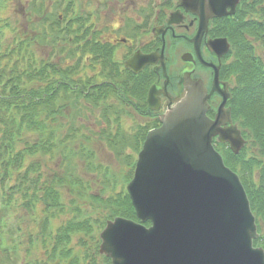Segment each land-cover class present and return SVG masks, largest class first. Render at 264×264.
Returning <instances> with one entry per match:
<instances>
[{
    "label": "trees",
    "instance_id": "trees-1",
    "mask_svg": "<svg viewBox=\"0 0 264 264\" xmlns=\"http://www.w3.org/2000/svg\"><path fill=\"white\" fill-rule=\"evenodd\" d=\"M1 4L0 2V6ZM57 6L59 8L60 5ZM40 10L34 11L40 15ZM57 10L58 12L48 16L49 18L45 17L40 40L52 48L51 54L54 51L59 52L58 58L67 52L66 58L58 59L52 64L46 61L40 64L36 55H28L25 48L27 45L22 41L21 46L17 43V48L8 52L6 57L12 58L11 60L7 58L10 64H2L6 57L0 59V127L3 126L0 139V264L20 262L16 244L12 245V248L15 250L17 261H12L10 249H2L6 242L5 237L9 238L11 235L14 238L15 225L10 216L13 215L12 207H18V201L23 202L20 206L33 218L36 201L44 203L45 218H42L40 233L49 238L53 235L51 230L54 228V219L58 217L54 210L60 207L59 187L55 185L54 180L53 183L45 181L46 178L38 170L41 167L39 162L27 165V160L47 155L66 160L68 154L75 152L72 147L79 143L78 136L71 131H68L67 135L60 132L62 127L57 128L56 124L59 117L63 116L66 106L70 103L78 104L81 99L86 101L88 98L96 102V105L101 102L107 103L110 96L116 95L115 86L125 90L124 86L128 84L130 91L134 90V86L136 88V76L130 74L129 78L120 80L119 68L114 65L111 73L116 77L108 78V83L93 86L88 90L89 77L85 81L83 78L78 79L83 76H75L83 61V53L79 54V47L75 51H68L78 42L79 33L83 28L79 27L78 20L70 21L66 13L62 16L59 14L60 10ZM242 13V17L236 19L233 28L227 29V34L234 43L236 55L238 85L233 102L234 117L249 143L238 156L227 146L218 145V149L225 164L239 175L245 187L260 233L255 245L264 249V57L258 54L256 46L264 45V0H252L251 6L243 7ZM46 22L51 24L49 26L51 35L48 36ZM97 45L101 46L100 43ZM99 46L96 48L100 49ZM97 49L96 51L101 52ZM106 60L112 62L111 58H106L103 62L106 63ZM73 61L76 62L75 66L72 65ZM144 140V136L141 141L133 139L136 154L140 152ZM108 142L111 146L110 141ZM123 142L126 144L125 140ZM19 143H23L24 147L18 150ZM64 146H66L64 152H61L60 148ZM81 148L86 151L83 146ZM124 148L126 147L116 149L115 154L119 152L118 155L121 156ZM134 168L133 164L129 179L133 176ZM12 182L13 185H10ZM106 190L105 187L102 195L90 196L94 205L93 212L95 215L101 214L102 220L99 219L98 224L94 223V217L86 214L80 220L76 219L62 226L58 235L52 237L53 243L46 251L47 261L43 260L41 263L47 264L51 260L61 264V260L68 259L70 257L68 247L72 236L77 232L84 231L92 235L96 231L95 225L105 227L107 221L117 217L139 222L126 193L105 196L103 192ZM146 226H150V223H146ZM30 241L33 247L32 239ZM105 260L106 264H111L109 259ZM25 261L26 259L23 261L21 258V264H25Z\"/></svg>",
    "mask_w": 264,
    "mask_h": 264
},
{
    "label": "water",
    "instance_id": "water-1",
    "mask_svg": "<svg viewBox=\"0 0 264 264\" xmlns=\"http://www.w3.org/2000/svg\"><path fill=\"white\" fill-rule=\"evenodd\" d=\"M240 1L181 0V5L202 16V36L212 18L235 14ZM209 47L220 56L229 51L226 39ZM148 64H155L153 57L137 54L125 67L138 75ZM214 69L210 92L186 74L181 95L160 115L161 127L149 132L127 187L141 223L117 218L100 235L99 253L112 264H264V249L254 247L259 235L245 188L214 146L217 138L236 155L246 146L226 108L232 96L221 88L220 69ZM155 90L147 102L158 112ZM215 93L223 101L211 119L209 100Z\"/></svg>",
    "mask_w": 264,
    "mask_h": 264
},
{
    "label": "rangeland",
    "instance_id": "rangeland-1",
    "mask_svg": "<svg viewBox=\"0 0 264 264\" xmlns=\"http://www.w3.org/2000/svg\"><path fill=\"white\" fill-rule=\"evenodd\" d=\"M57 1L58 0H0L2 3L0 6V59L6 57L9 51L17 48L18 45L16 46V42L21 46L22 41H25L27 45L25 48L28 50V55H36L38 63L41 64L46 61L52 64L56 62L50 58L52 48L44 45L40 40V36L42 35L44 17L52 16V14L58 12L57 9H61L60 13L64 12V9H66L64 5L58 8L57 5H60L62 2L57 3ZM41 7H43L44 12H46V16L45 14L41 16L39 13L35 12H39ZM68 7L74 10L75 16L79 20H84V24H81L83 30L79 33L78 43L76 44L83 47L82 49L85 52L92 50L91 45L89 46L87 43L88 36L96 33L93 34L94 38L95 36L101 38L102 35L97 34H101L102 32L105 35V33L109 32L107 30L113 27L114 35H119V19L121 17L123 18V16H129V13L133 11V6L130 7L126 4L112 5V7H114L113 12H105L102 18L99 15L98 19L93 24L97 25V27L90 28L88 31V29H84L87 27V19H89L86 18V14L94 12L98 14V11L103 9L101 0H70V2L68 1ZM118 13L119 15H117ZM46 35H51L50 28H46ZM29 40L34 41L29 42ZM256 46L258 54L264 57V45L256 44ZM119 47L120 45H112V47L111 45L107 46L108 56L111 54V64L113 65H121L127 59L124 55V50H120ZM84 51L83 53H85ZM106 55L105 48L102 53L103 57L101 56V58L91 53V57L93 58L90 61L86 60V63L88 62L87 67L82 70L80 69L77 74L79 76L82 74L81 76L83 77H79L78 79H86L87 74L88 76L90 74L92 77L100 74L102 79H107L106 76L108 74L105 73V67H107L108 61L106 60L105 64L102 63L103 60L106 59ZM7 58H10V60L12 59L9 56L6 57L5 60H2L3 65L10 64ZM72 65L75 66L76 62L73 61ZM109 67H111V65ZM122 75L121 77L124 79L130 77L125 73V70L122 71ZM112 77H114V73L108 76L110 79ZM79 86L81 85L79 84ZM124 87L126 91L123 90L125 92L123 94L124 96H128V100H125L127 102L125 105L121 104L122 108H119V110L116 109L114 111L113 109L117 103H119L118 99H116V97L114 99L113 95L109 97L112 101L103 103V106L99 107H97L96 102H92L89 98L86 101L81 99L78 104L70 103L66 106L63 116H60L56 123L58 125L57 128L62 127L60 132H65L66 135L68 131L74 132L79 140V143L72 147L75 152L68 154L66 160L58 156H56L55 159L49 155L42 158H30L27 160V165L39 162L41 167L38 170H40V173L46 178L45 181L53 183L54 180L55 185L59 187L58 190L61 196L59 203L60 207L54 210L58 217L54 219V228L51 230L53 234L52 237L58 235V231L62 226L73 220H80L82 216L86 214H88V216H93L94 223L96 222L98 224L99 219L102 220L103 216L99 213L95 215L93 212L94 205L93 201L90 200V196L102 195L105 186H107V190L103 192L105 196H119L121 193L127 192L126 188L130 180L131 167L138 157L135 151L136 149L133 148L135 146H133L132 141L136 138V134L139 132L140 128L145 125L147 126L148 123L143 119L138 120L136 117L135 86L133 91L129 90L130 86L128 84ZM140 103L143 105V108H145V98H141ZM111 112L114 114L116 112V117L114 114L112 116L116 122L115 128L114 126L111 128L113 123L110 120V116H108ZM106 114L108 117H106ZM1 127L3 129L2 125ZM1 127L0 139L2 138ZM122 136H124L126 144H129L127 146L124 142H121L122 147H126L124 148L125 151L129 152V158L132 157L130 160L125 158L126 155L122 157L119 156V152L115 154V151L112 150L108 142L110 141V143H113L115 147H120L121 143L119 145V141L120 138L122 140ZM82 146L86 148V151L81 148ZM20 147H24L23 143L17 145L18 150ZM65 147L66 146L60 148V151L64 152L63 150ZM248 154L250 155L251 153L249 152ZM68 169L70 170L68 171ZM255 178L256 180L258 179L257 172ZM113 189H115V192H113ZM80 195L82 196L79 197ZM22 203L23 202L20 200L19 204L21 205ZM20 205L16 208L12 207L13 215L10 216V220L15 225L13 227L15 233L14 238L9 235V242L13 246L16 244V251L19 254L20 262L22 258L23 261L26 259L24 262L25 264H44L41 263V261H47L46 251L53 243L52 237H45L40 233L42 218H45V205L42 202L36 201L34 215L37 213V218H33L32 215L27 214L25 209ZM94 228L96 231L92 235L80 231L72 236L71 244L68 247L70 257L61 260V264H106L105 258L99 256L98 253L101 244L100 235L105 227L100 228L98 225H95ZM30 239H32L34 243L33 247H31L32 243ZM47 264H57V262H52L50 260Z\"/></svg>",
    "mask_w": 264,
    "mask_h": 264
},
{
    "label": "flooded vegetation",
    "instance_id": "flooded-vegetation-1",
    "mask_svg": "<svg viewBox=\"0 0 264 264\" xmlns=\"http://www.w3.org/2000/svg\"><path fill=\"white\" fill-rule=\"evenodd\" d=\"M101 3L103 9L98 11V14L95 12L86 14V18H89L87 19L88 31L90 28L97 27L93 24L99 15L102 18L105 12H113L112 5L126 4L133 6V11L129 13V16L119 19L118 37L114 35V27L107 30L109 32L105 35L102 32L97 34L102 35L101 38L98 36L94 38L93 34L96 33H93L88 36L89 46L93 48L94 45L99 46L97 44L100 43L101 50L110 45H120L119 49L124 50L126 60L135 54L154 58L155 64H148L136 76V117L138 120L143 119L148 124L159 122L160 115L172 107V100L181 95L184 76L188 73L192 75L193 80H202L210 92L213 87L215 67L220 69L219 79L223 83L221 88L226 89L232 96L226 107L231 109L233 119V101L238 82L234 45L228 37L227 29L233 28L241 6H251L248 4L252 3L251 0H241L236 7L235 14L231 16L212 18L208 23L207 32H203L202 36L199 34L203 23L202 16L181 5V0H101ZM230 11L228 9V12ZM242 15L241 11L239 18ZM200 36L198 55L196 43ZM224 39L227 40L229 51L220 56L219 53L211 50L209 43ZM162 61L165 69L162 67ZM206 64L214 67H208ZM153 86L156 88L155 94L160 102L159 112L153 111L147 102ZM118 97H124V94L119 92ZM141 98H145V108L140 103ZM222 101L223 97L219 93L213 94L210 98L208 116L211 119H215Z\"/></svg>",
    "mask_w": 264,
    "mask_h": 264
}]
</instances>
